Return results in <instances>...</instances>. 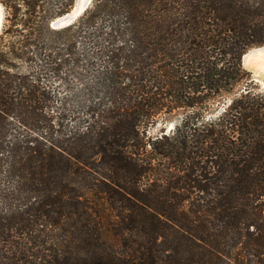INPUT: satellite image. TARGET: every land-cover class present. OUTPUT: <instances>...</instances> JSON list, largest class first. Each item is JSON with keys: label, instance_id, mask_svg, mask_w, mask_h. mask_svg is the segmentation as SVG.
<instances>
[{"label": "trees", "instance_id": "16d2710c", "mask_svg": "<svg viewBox=\"0 0 264 264\" xmlns=\"http://www.w3.org/2000/svg\"><path fill=\"white\" fill-rule=\"evenodd\" d=\"M0 3V264H264V0Z\"/></svg>", "mask_w": 264, "mask_h": 264}, {"label": "water", "instance_id": "95a60500", "mask_svg": "<svg viewBox=\"0 0 264 264\" xmlns=\"http://www.w3.org/2000/svg\"><path fill=\"white\" fill-rule=\"evenodd\" d=\"M91 3L92 0H76L75 6L71 9V11L55 19L51 24L52 27H54L55 29H60L73 24L80 16L83 15V13L89 8ZM3 21H4V7L0 3V34L2 31ZM251 50L252 49H250L243 57V65L245 66H247L245 57L250 53Z\"/></svg>", "mask_w": 264, "mask_h": 264}, {"label": "rangeland", "instance_id": "374dc122", "mask_svg": "<svg viewBox=\"0 0 264 264\" xmlns=\"http://www.w3.org/2000/svg\"><path fill=\"white\" fill-rule=\"evenodd\" d=\"M92 2H93V0H92ZM4 18H5V9H4ZM3 24H4V21H3ZM51 27H52V25H51ZM2 28H3V26H2ZM52 28H54V27H52ZM255 49H257V48L255 47ZM243 66H244L245 69H247L248 71L251 72L253 85L255 86V89L257 91L264 92V71L260 72L257 69H255L254 67L249 66V65H247V66L243 65ZM47 80L49 81L48 84L53 85V87H56V86L58 87L59 80L57 78H54V75L48 76ZM244 89H245V87H243L241 89V91H244ZM175 124H176V120L175 119L164 121V122H158V124L151 129V132L153 134L159 133V132H161L162 128H165L166 132H169V131H171L174 128Z\"/></svg>", "mask_w": 264, "mask_h": 264}, {"label": "bare ground", "instance_id": "6f19581e", "mask_svg": "<svg viewBox=\"0 0 264 264\" xmlns=\"http://www.w3.org/2000/svg\"><path fill=\"white\" fill-rule=\"evenodd\" d=\"M245 58L247 65L254 67L260 72L264 71V46L257 49L253 48Z\"/></svg>", "mask_w": 264, "mask_h": 264}]
</instances>
